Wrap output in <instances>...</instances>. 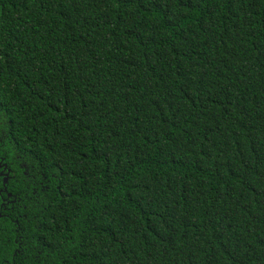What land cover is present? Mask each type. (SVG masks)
Returning <instances> with one entry per match:
<instances>
[{
    "label": "trees",
    "instance_id": "obj_1",
    "mask_svg": "<svg viewBox=\"0 0 264 264\" xmlns=\"http://www.w3.org/2000/svg\"><path fill=\"white\" fill-rule=\"evenodd\" d=\"M0 164V264H264V0H0Z\"/></svg>",
    "mask_w": 264,
    "mask_h": 264
},
{
    "label": "flooded vegetation",
    "instance_id": "obj_2",
    "mask_svg": "<svg viewBox=\"0 0 264 264\" xmlns=\"http://www.w3.org/2000/svg\"><path fill=\"white\" fill-rule=\"evenodd\" d=\"M3 164H0V177L1 178H4V179H8V175L6 174V172H5V166H3V167H1ZM8 173H9V171H8ZM9 197V196H8ZM4 204H6L5 203V200H2V204L1 205H4Z\"/></svg>",
    "mask_w": 264,
    "mask_h": 264
},
{
    "label": "water",
    "instance_id": "obj_3",
    "mask_svg": "<svg viewBox=\"0 0 264 264\" xmlns=\"http://www.w3.org/2000/svg\"><path fill=\"white\" fill-rule=\"evenodd\" d=\"M5 166V165H4Z\"/></svg>",
    "mask_w": 264,
    "mask_h": 264
}]
</instances>
